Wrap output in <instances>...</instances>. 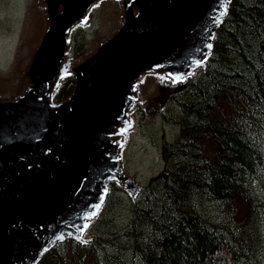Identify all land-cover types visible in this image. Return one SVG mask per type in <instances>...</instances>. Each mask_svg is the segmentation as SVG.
I'll return each instance as SVG.
<instances>
[{"label":"water","instance_id":"1","mask_svg":"<svg viewBox=\"0 0 264 264\" xmlns=\"http://www.w3.org/2000/svg\"><path fill=\"white\" fill-rule=\"evenodd\" d=\"M233 4L34 0L35 23L24 26L28 53L7 78L0 75V264H40L68 240L92 242L108 197V171L119 173L112 179L130 200L139 199L143 186L122 171L137 134V109L153 122L154 103L166 110L206 72ZM101 8L113 18V30L89 54L73 56L72 31L90 25ZM116 63V74L107 75ZM69 80L71 96L57 102ZM80 152H86L83 173L63 185L65 167Z\"/></svg>","mask_w":264,"mask_h":264},{"label":"trees","instance_id":"2","mask_svg":"<svg viewBox=\"0 0 264 264\" xmlns=\"http://www.w3.org/2000/svg\"><path fill=\"white\" fill-rule=\"evenodd\" d=\"M164 113L176 137L162 139L164 166L129 201L128 225L102 219L92 242L40 264H263L264 0H234L206 72ZM116 188L105 214L123 203Z\"/></svg>","mask_w":264,"mask_h":264},{"label":"rangeland","instance_id":"3","mask_svg":"<svg viewBox=\"0 0 264 264\" xmlns=\"http://www.w3.org/2000/svg\"><path fill=\"white\" fill-rule=\"evenodd\" d=\"M33 2L34 0H0V72L3 74H7L10 71L18 51H21L22 57H25L28 53L27 49H25L26 43L25 41L22 43L21 37L24 33V26L28 25V23H35L36 12L30 7ZM94 17L93 27L84 32L86 37L84 48H80L78 42L76 40L74 41L75 46L73 48V53L78 56L84 54L85 50L92 47V42L96 37H99L96 40L99 46L102 43L101 40L104 41L108 33L113 30L114 20L110 14H108L106 8H101L96 11ZM77 46H79L78 49L81 50L76 52L74 50ZM86 54H88V52ZM12 58L13 61L11 63ZM7 77L8 76L3 78ZM148 88L149 93H154L156 90L151 84L148 85ZM171 103L172 101L169 105ZM153 106L154 110L152 114L156 116L153 122L146 121L145 116L138 113V131L133 138L131 147L127 151L126 163L123 165L126 173L132 177H137V180L143 186H147L149 181L164 166L161 155L162 139L165 137L173 140L176 137L174 126L170 123H166L164 120L165 110H161L158 104L154 103ZM97 188L98 186L96 189ZM119 195L122 194L120 193ZM122 198L123 203L115 208L108 209L107 214L103 217V220L107 222L110 220L114 221L117 227L128 225L130 219L129 200H127L125 195H122ZM108 200L109 197H107V201ZM107 201L105 208L107 206ZM118 231L121 233L118 235H124L123 231H120V229H118ZM45 257L43 259H45Z\"/></svg>","mask_w":264,"mask_h":264},{"label":"bare ground","instance_id":"4","mask_svg":"<svg viewBox=\"0 0 264 264\" xmlns=\"http://www.w3.org/2000/svg\"><path fill=\"white\" fill-rule=\"evenodd\" d=\"M70 5V4H69ZM66 7V6H65ZM176 9V8H175ZM178 11V10H177ZM176 19H177V21H178V23H182V18H180L179 17V15H177V17H176ZM57 28V27H56ZM179 32H180V34H182L183 32H184V27L183 26H180V28H179ZM41 33V32H40ZM42 42V41H41ZM171 42V41H170ZM124 43V42H123ZM174 45V44H173ZM138 46V45H137ZM142 46V45H141ZM37 47V46H36ZM169 49H171L170 47H168V46H166V50H169ZM95 52V51H94ZM163 52V51H162ZM89 54V53H88ZM127 54V53H126ZM124 55V54H123ZM160 55V54H159ZM155 56V55H154ZM89 58V57H88ZM127 59H128V57H127ZM107 60V59H106ZM31 61V60H30ZM100 61V60H99ZM32 62V61H31ZM35 62V61H34ZM105 62V61H104ZM144 62V61H143ZM147 62V61H146ZM108 63V62H107ZM32 65V64H31ZM126 65V64H125ZM118 67H119V65H118V63H116V66L115 67H113V69H111V71H109L108 73H107V75H111L112 74V72H113V74L115 73L116 74V72H117V70H118ZM105 68V67H104ZM108 69V68H107ZM122 72H123V76L125 77L126 75H125V73H124V70L121 68L120 69ZM120 70H119V72H120ZM103 71V70H102ZM108 71V70H107ZM101 73V72H100ZM120 75V74H119ZM102 76V75H101ZM98 77V76H97ZM103 77V76H102ZM119 77V76H118ZM116 78V77H115ZM120 78V77H119ZM100 79V78H99ZM104 80V79H103ZM109 80V79H108ZM106 82V81H105ZM24 87H26V85H24L22 88H24ZM86 154V152H80L71 162H69L68 163V166L67 167H65V169H66V172H67V174H68V180H66L65 179V181H64V183H63V185L68 181V185L69 184H73V182L74 181H76L77 180V178H79L80 176H81V174L83 173V170H84V163L82 162V161H84V160H82V157L84 156ZM72 158V157H71ZM85 158V157H84ZM123 172H124V174L126 175V176H129V177H132V176H130L129 174H127L126 173V171H125V169H124V166H123V170H122ZM119 173H117L116 171H113V172H111L110 173V171H108V176L110 177V179H111V181L109 182V187L110 188H112L113 187V185H115V186H117V184H116V182L115 181H113V179H112V177H115V178H118L119 177V175H118ZM122 177V176H121ZM114 178V179H115ZM136 179H137V177H135ZM123 181V180H122ZM62 185V186H63ZM61 188V187H60Z\"/></svg>","mask_w":264,"mask_h":264},{"label":"snow or ice","instance_id":"5","mask_svg":"<svg viewBox=\"0 0 264 264\" xmlns=\"http://www.w3.org/2000/svg\"><path fill=\"white\" fill-rule=\"evenodd\" d=\"M223 14H226V9H225V12L223 13ZM207 47L208 48H211L212 47V45L211 44H209V45H207ZM99 211V206H97V209H96V211L95 212H93L92 213V215L94 216V215H96V213ZM84 227H88V225H84ZM57 239H63V236H59V237H57Z\"/></svg>","mask_w":264,"mask_h":264}]
</instances>
